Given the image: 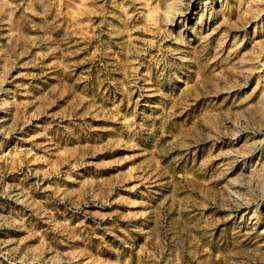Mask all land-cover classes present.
Returning a JSON list of instances; mask_svg holds the SVG:
<instances>
[{"label": "rangeland", "instance_id": "rangeland-1", "mask_svg": "<svg viewBox=\"0 0 264 264\" xmlns=\"http://www.w3.org/2000/svg\"><path fill=\"white\" fill-rule=\"evenodd\" d=\"M0 264H264V0H0Z\"/></svg>", "mask_w": 264, "mask_h": 264}]
</instances>
